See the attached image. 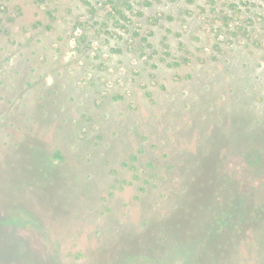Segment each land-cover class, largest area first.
Returning a JSON list of instances; mask_svg holds the SVG:
<instances>
[{
  "label": "rangeland",
  "instance_id": "1",
  "mask_svg": "<svg viewBox=\"0 0 264 264\" xmlns=\"http://www.w3.org/2000/svg\"><path fill=\"white\" fill-rule=\"evenodd\" d=\"M218 133L264 162V0H0V264H149Z\"/></svg>",
  "mask_w": 264,
  "mask_h": 264
},
{
  "label": "trees",
  "instance_id": "2",
  "mask_svg": "<svg viewBox=\"0 0 264 264\" xmlns=\"http://www.w3.org/2000/svg\"><path fill=\"white\" fill-rule=\"evenodd\" d=\"M214 141V149L201 158L199 175L189 176L187 191L192 200L182 210L175 209L174 217L149 222L150 234L156 233L153 241L163 246L162 252L149 253V264H224L227 255L225 264H230L239 257L232 247L243 239L246 229L257 225L262 212L264 215V205L253 201L249 186L228 167L231 161L227 160L231 154L240 159L243 169L257 166L260 182L264 180V162L254 153L234 149L225 137L219 140V133ZM179 212L189 219L177 218ZM140 257L145 261V255Z\"/></svg>",
  "mask_w": 264,
  "mask_h": 264
}]
</instances>
